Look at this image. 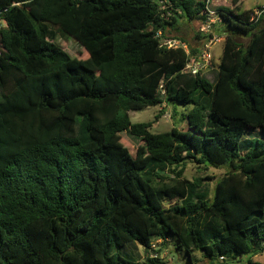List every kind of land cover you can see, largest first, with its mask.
Masks as SVG:
<instances>
[{
  "label": "trees",
  "instance_id": "trees-1",
  "mask_svg": "<svg viewBox=\"0 0 264 264\" xmlns=\"http://www.w3.org/2000/svg\"><path fill=\"white\" fill-rule=\"evenodd\" d=\"M209 2L0 0V264H142L114 248L170 238L207 264L264 252V9L255 21L235 0L187 44L181 20L205 24ZM177 33L188 52L163 44ZM222 33L215 80L185 72ZM163 104L186 129L131 122ZM124 132L143 142L135 156ZM188 160L228 171L212 191L184 177Z\"/></svg>",
  "mask_w": 264,
  "mask_h": 264
},
{
  "label": "rangeland",
  "instance_id": "rangeland-1",
  "mask_svg": "<svg viewBox=\"0 0 264 264\" xmlns=\"http://www.w3.org/2000/svg\"><path fill=\"white\" fill-rule=\"evenodd\" d=\"M235 0H210L209 2V9L211 11H216L219 8H235L236 4L234 3ZM264 9V0H243V4L240 5V9L243 11L246 10H255V21L261 16L260 11L257 8ZM260 14V15H258ZM170 15V14H169ZM212 18L216 17L214 20L217 19V15L211 16ZM206 22V21H205ZM216 24L214 29L216 30ZM205 24L200 23V21L194 22H187L186 20H181L179 25V32L180 35L186 39L187 44L192 46H200L199 40H197V33L200 32L205 35V33L201 32L202 27ZM261 25H264V19ZM1 26V25H0ZM216 27V28H215ZM222 29V28H221ZM214 30V31H215ZM220 42L213 44L211 48L212 59L209 63V67L202 71L203 77L208 79L210 82H213L216 77V73L218 70V65L220 62V57L223 52V46L225 41V34H217ZM179 34H174L170 37V40H164L163 44L171 42L172 44H184L179 39ZM238 41L246 45L249 42L247 38H238ZM55 44L60 46L63 50H65L71 57H77L80 55L82 60L87 59L88 53L80 46V44L71 37H63L61 34L58 33V36L55 40ZM183 112V110L179 109L178 112ZM130 119L133 124L137 123H148L153 122V126L151 128V132L154 134L167 132L173 129V127H178L179 129H186V124L181 120L180 116L174 117L173 110L167 107L165 104L160 105L158 107H150L136 112H130ZM244 140H262L263 137L259 131H247L244 136ZM121 141L125 147L130 151V153L135 156L136 152L143 144L138 139L133 138L128 133L124 132L121 134ZM247 150V146L243 141L241 143V152H245ZM228 169L226 167L220 168H213L210 167L207 170L202 167L201 164L194 162L193 160L186 161V169L184 172V177L188 180H193L195 178H205V183L209 184L212 191L219 179H221ZM171 177H174L173 174H170ZM209 179V180H208ZM170 242L166 245H161V241H153L152 244L155 247V251H159L157 254L153 252L154 250L149 251L150 253H145L144 248L139 245L138 243H133L127 245L126 247L120 249L118 247L114 248L113 254L120 255L125 259H129L135 262H140L142 264L147 263V256H153L160 259L162 264H207V260L203 256L201 252H194L191 255V258L186 253L184 249L176 248L174 238H170ZM253 264H264V252L259 253L258 255L252 258Z\"/></svg>",
  "mask_w": 264,
  "mask_h": 264
},
{
  "label": "built area",
  "instance_id": "built-area-1",
  "mask_svg": "<svg viewBox=\"0 0 264 264\" xmlns=\"http://www.w3.org/2000/svg\"><path fill=\"white\" fill-rule=\"evenodd\" d=\"M262 12H260L261 14ZM216 15L215 11H211L210 9L208 10L207 13V20L205 22V25L202 27L201 32L205 33V35L210 34L212 32L213 29V24H216L218 18L216 20H214L216 17L212 18L211 16ZM258 14V15H260ZM221 39H219L218 35H214L212 37V39L209 41V43L206 45L205 51L202 54V61L201 62H197L193 65L188 64L185 68V72H191L192 75H196L199 72H201L202 70H205L209 67V63L212 59V54L211 52V48L213 46V44L220 42ZM165 46L169 47V48H177V47H183L187 52L188 49L186 47V45L184 44H178V43H174L172 44L171 42L169 43H165ZM156 246H154L153 244H151V249L152 250H156L155 249ZM151 258H155V256H153V254L151 255Z\"/></svg>",
  "mask_w": 264,
  "mask_h": 264
}]
</instances>
